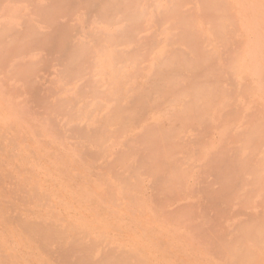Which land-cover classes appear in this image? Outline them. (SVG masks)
Listing matches in <instances>:
<instances>
[{"label": "rangeland", "instance_id": "obj_1", "mask_svg": "<svg viewBox=\"0 0 264 264\" xmlns=\"http://www.w3.org/2000/svg\"><path fill=\"white\" fill-rule=\"evenodd\" d=\"M0 264H264V0H0Z\"/></svg>", "mask_w": 264, "mask_h": 264}]
</instances>
